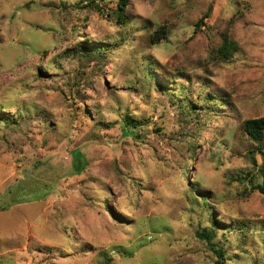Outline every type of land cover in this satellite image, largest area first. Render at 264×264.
<instances>
[{
	"label": "rangeland",
	"instance_id": "obj_1",
	"mask_svg": "<svg viewBox=\"0 0 264 264\" xmlns=\"http://www.w3.org/2000/svg\"><path fill=\"white\" fill-rule=\"evenodd\" d=\"M93 1L0 0V102L14 105L0 115L27 114L0 125V201L30 200L0 211V264H105L106 257L110 264H215L195 238L191 189L182 187L177 200L184 160L165 143H176L179 102L200 95L212 101H201L207 108L200 117L181 125L194 136L186 138L189 147L200 135L205 142L192 159L196 186L220 206L225 227L248 230L220 231L226 264H264V195L253 188L264 181V141L251 142L243 129L264 118V0H129L127 29L116 23V0H96L101 13ZM145 26L164 27L165 39L153 47ZM87 38L92 46L106 47V39L122 45L104 62L86 63L97 80L73 76L84 63L76 59L34 79ZM225 38L238 49L213 62L210 53ZM142 61L151 64L152 80ZM127 114L142 121L137 142L123 125ZM156 143L163 144L155 150ZM75 150L84 153L79 169ZM179 151L188 160L191 151ZM154 153L172 166L170 178L152 165ZM140 184L146 190L139 197ZM113 215L131 219L117 224ZM132 219L144 227L136 236Z\"/></svg>",
	"mask_w": 264,
	"mask_h": 264
},
{
	"label": "trees",
	"instance_id": "obj_2",
	"mask_svg": "<svg viewBox=\"0 0 264 264\" xmlns=\"http://www.w3.org/2000/svg\"><path fill=\"white\" fill-rule=\"evenodd\" d=\"M105 1V0H102ZM117 1V9L114 11L113 15L114 17L117 19L116 23L119 24L120 26L124 27L127 29V26L129 25V20L128 18L125 16V12L126 9L128 7V2L129 0H116ZM92 7H94V10L98 11L99 13H101L103 11V7H101L96 0L93 1V5ZM211 10H209L205 16L202 17V19L197 23V25L195 26L196 31L197 30H201V27L203 25H205V20L208 18V16L210 15ZM88 18H86L82 24V27L87 24ZM155 27V26H154ZM154 27H149V26H145L143 27V31H147L149 33L153 32V28ZM154 38L151 39V44L154 47L155 45H158L160 43L161 40L165 39V36L167 35L166 33V29L163 27L157 31H154ZM152 34H150L151 36ZM124 41H128V40H134L132 39V37L129 34H124V36L122 37ZM90 39H84L81 41V46L80 49H77L76 51H65L62 52V54L59 56H55V60L53 61V63L48 64L49 66L46 67V69L44 70L45 72H43L42 70H40L37 74L34 73V79L35 80H44L45 77V73L47 74V70H53V68H55V72H61L64 71L63 70V65H62V61L64 59H72V60H77L78 62H84L81 64H79L80 66H77V68H74V72L72 73V75L76 78L82 76H84V74H89L93 79H91V82H93L94 80H97V76H95V74L92 71H89V65L86 63H102L106 60L107 57L111 56V54L113 52H115L117 49H120L122 47L121 44L118 43V40H112L110 41L109 39L105 42H109L108 46H99V45H91L94 41H89ZM88 42V43H86ZM123 42V41H122ZM83 45V46H82ZM237 45L235 42H233L232 40H230L229 38H225L222 41V44L218 46V48L216 49L215 52H211L210 53V57L211 60L213 62H219V61H223V60H227L230 56L231 53L234 51H236L238 48H236ZM140 65L146 70V68H148V70L146 71L145 74V79L147 80H152L149 79L148 77V72L149 71H154L153 68L151 67L150 63H147V61H142L140 63ZM156 74V73H155ZM66 75H68L66 73ZM172 76V75H171ZM109 78V77H108ZM135 83L137 84V80L135 81ZM26 87H28V85H26ZM146 89H149L150 91V84H147L146 86H144ZM23 93V92H22ZM18 96H21V92H17L16 93ZM95 98V97H94ZM183 101L179 102L180 106V117L177 123V127L175 128V130L177 131V135L176 136V143H172V142H168L166 141V145L168 146V148L172 151L173 155L175 157H180L184 160L183 164H181V174H183V183L181 185V189L179 191V195L178 198L177 196V191H174V196L177 198V200L181 199V192H182V187L184 189L190 188L191 189V200H192V204L190 205V213L192 214V218L194 215L197 216V218H193V220L195 221V226L197 227L196 231H195V238L197 239L198 242H200L203 246H205V249L207 252H209L210 254H212L216 261L215 264H226L227 261L229 260V253L227 251V249L224 248L223 246V240L224 238L222 236H220V231H223V236H230V235H234L237 236L239 235V229L234 228L232 226H227L225 227L223 224V220H220V218L217 216V214L220 216L221 213V209L220 206H216V205H212L209 202V199L207 198L206 195L200 193V189L199 187L196 186V177L194 176V168L192 166V159H196L197 152L198 150L196 148H198L199 146H204L205 142H202V135H200L199 140L197 142L198 145H195L192 147H189V145L186 142V138H193V135H187L185 132H183L182 129L186 128V126H181L187 123L188 119L193 120L194 118L198 119L200 117V115L202 114V112L205 110V108L207 107H203L201 105V101L204 102L203 104H208L212 101V98L209 97H202L201 95L196 98L195 100L191 101V104L188 103V98L184 97L182 98ZM4 102V101H3ZM14 103H16L15 98H14ZM5 104H3L2 102H0V114L1 111L5 110V109H9L10 107H13L14 105L10 103V99L7 100L6 102H4ZM6 106V107H4ZM81 107V105H80ZM24 117H27V114L25 111H19V114H17L16 116H14L12 119H8L5 120L4 117H1L0 115V125H15L18 123L19 119H22ZM142 124V121H134L132 117H130L128 114L125 116V118L123 119V125L125 127L131 128V130L134 132L135 134V130H137V128H139ZM110 127V126H109ZM108 127V128H109ZM243 129L248 137V139L256 144L262 145L263 141H264V118H258V119H249L247 121L244 122L243 124ZM156 133L158 136L160 137H165L166 132L164 131L161 127H157L155 129ZM132 139L134 142H137L138 139L142 136L139 134H135L132 135ZM174 139V141H175ZM144 140L145 143L147 144L148 141H146L145 136H144ZM178 143V144H177ZM157 144H160V147L162 146L161 144L163 143H156L155 145V150L157 148ZM180 145V146H179ZM182 146V147H181ZM186 148V150L191 151V155L187 158H184L183 154L181 153V151H179L180 149ZM82 149V148H81ZM143 150H141L142 152ZM140 152V154H141ZM261 153H263V151L260 150ZM84 153H82L80 150H75V159L77 160V164H76V169H79L80 166H82V156ZM251 156H252V160L254 162V164L256 165L257 161L254 157V153L251 152ZM153 161L152 165L158 164L160 166V174L161 176H165L170 178V170L172 171V166H170V164L168 163L167 160L162 159L160 157H158V155L156 153H154V155L152 156ZM160 160V161H158ZM86 164L88 165V162L86 161ZM75 169V170H76ZM260 173L262 174L263 178H264V166L260 167ZM74 170V171H75ZM184 174H187V177H185ZM190 175V177L192 178V180L194 181V183H192V180L188 179V176ZM201 184V182L199 183ZM253 188L255 190H258L261 194L264 195V181L263 183L260 185H254ZM146 189L144 188L143 185H139L138 186V194L139 197L142 196ZM154 191V189H153ZM46 195L43 194L42 198L43 199ZM24 202H30L29 198H25V199H21L18 200L15 199L13 201H10V203L6 202V199H4V202L0 201V211L1 212H5L8 210V208H10L13 205H17L18 204H22ZM106 207V211L108 213H110V206L108 204L105 205ZM120 215H118V217H116L115 215H113L115 223L117 224H123V225H128V222H126V219L130 218V217H126L125 215H123L125 218L123 217H119ZM195 217V216H194ZM131 219V218H130ZM133 220V219H132ZM134 224L135 226H137V233L134 235L136 236L138 234V232L143 231L144 227L142 224H140L138 226L137 222L135 220ZM133 225V224H132ZM224 229V230H223ZM248 230H244L241 231L240 234H245ZM225 234V235H224ZM219 237H222L223 240L220 242H218ZM241 237H244L241 236ZM222 244V245H221ZM132 254L131 255H127L126 258H132ZM112 257H106L105 259V264H110L112 259Z\"/></svg>",
	"mask_w": 264,
	"mask_h": 264
}]
</instances>
